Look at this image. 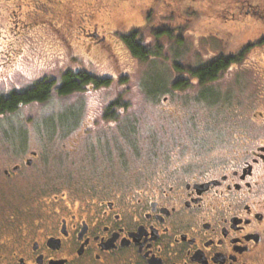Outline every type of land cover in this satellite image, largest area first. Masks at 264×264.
<instances>
[{"label":"flooded vegetation","instance_id":"af4514ba","mask_svg":"<svg viewBox=\"0 0 264 264\" xmlns=\"http://www.w3.org/2000/svg\"><path fill=\"white\" fill-rule=\"evenodd\" d=\"M145 1L149 13L159 7L155 12L159 18L174 19L195 16L182 4L205 1L211 21L222 20L217 30L225 35L232 34V27L252 28V40L239 44L233 53L238 60L233 66L248 51L264 53V0ZM21 9L18 3L17 11ZM12 22L15 28L29 26L19 18ZM87 22L79 26L92 41L86 50L102 52L107 39L97 31L103 24L93 14ZM168 29L177 33L186 28L177 24ZM22 35V40L31 36ZM68 48L74 47L68 43ZM10 52L0 63V73L7 77L20 49ZM259 67L254 76L264 87V66ZM256 97L259 101L254 100L251 112L235 110L237 116L231 120L229 112L219 116L230 120L229 138L222 134L206 138L203 132L193 137L181 130L182 123L164 120L179 133L165 127L164 136L169 138L163 154L134 156L139 166L132 173L128 168L86 172L78 178L64 171L63 176H50L43 156L34 150L12 164L4 161L0 264H264V93ZM172 109L160 108V118L171 115ZM196 125V131L203 130L204 124ZM205 126L212 130L219 123ZM67 142L63 151L73 157L76 145Z\"/></svg>","mask_w":264,"mask_h":264},{"label":"rangeland","instance_id":"374dc122","mask_svg":"<svg viewBox=\"0 0 264 264\" xmlns=\"http://www.w3.org/2000/svg\"><path fill=\"white\" fill-rule=\"evenodd\" d=\"M204 2L182 4L184 11L193 9L195 16L174 19L159 18L155 13L159 7L149 13L145 0H0V63L13 48L20 49L21 53L13 57L8 70L10 77L0 73V95L24 88L43 77L56 79L58 85L61 74L68 69L78 68L94 77H115L108 85L87 87L67 95L52 90L46 101L30 103L0 116V165L6 160L11 162L6 165L12 164L16 157L27 156L29 150H34L38 156H43L41 162L50 176H63L61 171H64L78 178L87 176L86 172L117 173L126 172L128 168L132 173L139 165L134 162L133 150L129 151L125 140L132 139L140 144L141 151H147L153 140L169 138L162 131L167 127L165 121L169 120L180 122L182 126L186 122L183 131L193 137L203 132L208 134L206 138H215V134L229 138L228 124L237 116L234 111L251 112L254 100L259 101L256 96L264 93L260 77L254 76V69L264 66V57L258 58L264 53L246 52L239 65L229 66L210 84V90L204 91L197 84L189 85L180 89L177 98L172 100L168 88L172 76L186 78L183 70L193 67L194 56L233 54L239 44L252 40V28L240 31L232 27L229 28L232 34L226 35L217 30L222 27L219 24L222 20L211 21ZM18 3L22 5L20 12ZM66 9L68 14L65 15ZM91 14L96 22L103 24V30L97 31L107 39L100 49L102 52L86 50V44L92 41L79 29L80 25H89L87 20ZM16 18L29 26L15 28L12 21ZM177 24L186 29L184 33H173L171 39L180 36L183 39L178 38L182 41L177 46L185 44L188 49L176 55L184 67L173 73L169 69L168 44L176 45V41L170 40L166 32L168 27ZM22 34L31 36L22 40ZM130 34L134 35L135 43L149 50V60L143 61L129 50L126 39ZM68 43L74 48L69 49ZM171 58L174 57L171 55ZM167 96L169 101L163 102ZM116 97L128 106L122 111L115 108L118 115L114 120H104L103 108ZM164 106H172L173 112L161 119L159 111L162 114L160 108ZM228 112L230 120H220L219 116ZM196 123L204 124L205 130L196 131ZM216 123L219 126L211 127L212 130L205 126ZM133 124L134 135L128 137L126 132ZM181 135L184 137V132ZM68 140L76 145L75 158L62 147ZM39 162L38 159L36 163Z\"/></svg>","mask_w":264,"mask_h":264},{"label":"trees","instance_id":"16d2710c","mask_svg":"<svg viewBox=\"0 0 264 264\" xmlns=\"http://www.w3.org/2000/svg\"><path fill=\"white\" fill-rule=\"evenodd\" d=\"M184 31H185L184 29L180 31L178 30L177 33L175 34L184 33ZM172 34L173 33L171 32V30L168 29L166 32V36L170 38V40L176 41L175 43L176 45H172V42L171 43L169 42L170 44H168V50L171 51L169 55L170 56L169 69L171 70V72L175 73V71H177V68L182 71L184 67L181 65L182 61H180L178 57L176 58V55L178 53H181V54L186 53L188 47L185 44H181V46L180 45L177 46L178 42L182 41V40H179L178 38L180 39H183V38L178 36V37L171 39ZM133 38H134V35L130 34V36L127 37L126 39L129 45V50H131L133 54L139 56L143 61L149 60V55H150L149 50L142 47L140 43H135ZM171 55L174 58H171ZM199 58H202V59L199 60ZM151 60L155 61V59L153 58ZM236 61L238 60L237 58H235L234 54H223V53L219 55L211 54V55L205 56L204 58L201 55L200 57L194 56L193 67L189 66L188 69L183 70L184 72L187 73L185 74L186 78L184 76L174 75L172 76V79L169 81L168 88L170 89L169 90V93L171 94L170 97L172 98V100L176 99L177 97L175 96L178 95L179 93L178 91L180 89H185L189 85L197 84L201 86V88H203L204 91L210 90L209 89L210 84L215 82L220 77L221 73L227 68H229L232 62H236ZM190 78L194 79L195 81L194 82L190 81L189 80ZM110 81H111L110 78L94 77L91 74L81 69H78L76 71H73V70L64 71L61 74L60 82L58 85H57L56 79L43 77V78L36 80L31 85H28L24 88H21L18 90H12L8 92L7 94L0 95V116L13 113L18 109V107L23 106V105H27L30 103L44 102L49 98L52 90H55L56 93L59 95H67L70 93L81 92L82 90L87 89V87L96 88L99 86H105V85H108ZM127 106H128L127 103L122 102L116 98L114 102H112L111 104L105 107L102 117L105 120H114V118H116L118 115L114 109L118 108V110L122 111ZM176 127L179 128L178 125H176ZM184 127L185 125L182 126L181 124L180 128L182 131L185 129ZM166 128L170 131H177V129H174L171 126L166 127ZM134 129H135V124H133L130 127V130L126 132L128 134V137L134 135L133 134ZM203 130L205 129L203 128ZM176 133L178 134L179 131H177ZM120 138L122 137L120 136ZM125 141L129 143L128 145L130 148L128 147V149L129 151L131 149L133 150L134 156H138V155L139 156H149V158H152V157L156 158L159 154H163V149L166 148V146L168 145V141L166 138L164 140L163 139L153 140L152 144L150 145V148L147 151L143 152L140 150L141 149V147L139 146L140 144H135V141H133L132 139H126ZM132 141H133L132 143L133 145H131ZM97 161L99 160L97 159Z\"/></svg>","mask_w":264,"mask_h":264}]
</instances>
